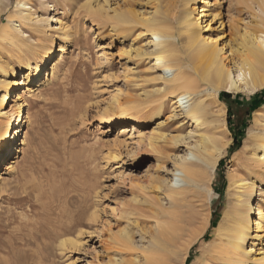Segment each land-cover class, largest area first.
Instances as JSON below:
<instances>
[{
    "label": "rangeland",
    "instance_id": "obj_1",
    "mask_svg": "<svg viewBox=\"0 0 264 264\" xmlns=\"http://www.w3.org/2000/svg\"><path fill=\"white\" fill-rule=\"evenodd\" d=\"M186 2L0 0V96L7 92L10 98L0 104V123L15 93L21 96L15 114L20 120L30 115L18 127L25 125L26 135L20 131L18 139H12L17 150L0 161V264H37L39 257L38 264H264V163L252 156L251 146H244L246 134L258 132L264 122V88L227 92L235 101L233 108L242 107L239 116L245 123L238 128L239 147L231 153L227 148L219 160L207 204L202 207L189 187L169 197L163 180L170 178L175 156L187 147L174 144L172 137L192 132L193 124L164 90L151 34L138 22L119 24L111 18L122 13L138 19L165 17L171 52L186 67V75L199 80L203 59L190 58L178 19ZM20 3L28 4L21 19L17 14L26 6ZM187 5L194 8V18L205 7L206 16L198 20L201 37L213 39L209 43L216 42L229 65L246 37L264 31V0H190ZM50 47L53 53L44 63ZM26 60L31 69L24 66ZM37 66L44 84L33 80L32 90L26 91V74ZM52 66L56 78L46 80ZM8 80L22 84L11 92ZM203 89L202 84L199 91ZM220 92L217 98L225 110V134L231 144L237 118L228 123ZM118 104L127 108V116L118 111ZM250 105L256 107L247 115ZM194 140L186 137L185 142ZM31 155L38 161L35 169L27 166ZM32 170H39L47 182L50 175L64 172L65 191L73 197L68 209L81 215L73 234L60 240L70 238L73 245L60 247L59 239L49 240L39 249L29 244L27 229L21 230L22 223L44 218L26 215L29 202L15 200L24 195L15 188L32 180ZM232 175L254 180L259 188L254 209L259 229L245 245L246 251L254 248L239 260L220 254L224 241L218 245L214 231L228 204ZM214 187H222L221 195ZM215 210L219 217L211 224Z\"/></svg>",
    "mask_w": 264,
    "mask_h": 264
},
{
    "label": "bare ground",
    "instance_id": "obj_2",
    "mask_svg": "<svg viewBox=\"0 0 264 264\" xmlns=\"http://www.w3.org/2000/svg\"><path fill=\"white\" fill-rule=\"evenodd\" d=\"M187 2L184 4L178 19H180L182 34L191 52L190 58L203 59L204 66L200 70L199 80L192 79L186 75V67L171 52L173 47V43L170 41L172 34L163 25L165 17L161 19L156 15V17L138 19L136 14L126 15L123 13L110 17L119 24H134L138 22L145 27L153 38V54L155 61L160 65L161 73L159 78L163 81L164 90L167 94L174 97L176 107L193 124V131L188 132V135L172 137L174 144L184 143L187 147L183 154L175 156L171 176L163 181L169 197L182 195L187 191L186 187H189L188 189L193 191L192 193L196 199L204 207L214 193L211 184L213 174L218 168L220 158L223 157L231 142V139L225 134V132L228 133L224 117L225 110L217 95L219 91L254 93L264 88V31L256 36L244 38L238 58L232 61V65H229L221 55V49H217L216 42L209 43L213 39L208 41V38L201 37L200 22L198 20L206 16L205 7L202 6L199 12L197 11L199 14L197 18H194L192 16L194 8L189 7ZM19 6H26L20 9V14H17L21 19L23 17L21 12L28 8V4L20 3ZM261 12L264 19V6L261 8ZM155 13L160 14L158 6H155ZM204 27H207V25H204ZM53 50L54 48H49L44 56V63L48 62ZM24 64L27 69H31L30 60H26ZM192 69L195 71L196 67L193 66ZM172 70L176 72L173 73ZM55 76L56 67L52 66L48 70L45 79L51 80ZM25 78L27 81L23 84L26 91L32 90L30 85L33 80L39 81V86L44 84L41 68L38 66L34 68L33 72H28ZM8 81L10 82L7 90L11 92L16 89L17 85L22 84L18 80ZM202 84L204 89L199 91V87ZM20 98L21 96L18 93L14 94L11 100L13 103L7 112L8 114L5 115V119L0 123V161L12 152L16 142L12 139L15 137L18 139L20 131L24 133V136L27 132L25 125L23 127L22 124V128L18 127L20 122L26 123L29 121L30 115L27 113L24 117L25 119L20 120L18 113L15 114L16 101ZM8 99L10 98L7 92L3 93L0 96V104H3ZM117 109L120 113H124L127 116V108L125 109L118 104ZM258 126L260 127L258 132L249 131L246 134L247 145L244 146H251L252 156H256L258 161L264 163V122ZM186 137H195V140L190 144L185 142ZM14 150L16 151L17 148L15 147ZM32 151L33 153L37 151L35 144ZM27 162L28 165H26L30 168H37L36 164L38 161L36 157L31 155ZM31 174L33 177L31 181L23 182L22 185L20 184V188H15V193L19 191L24 193L23 196H19L15 200H26L29 202L30 212L26 213V215L44 217L40 222L29 224L24 222L22 223L24 225L21 226V230L27 229L28 231L27 233L30 236L29 244L41 249L46 241L60 240L68 233L73 234L76 227L80 224L81 214L76 209L73 211L68 209V207L72 206H70V203L73 202V197L65 191L64 172L60 171L55 176L50 175L49 179H47L48 182L45 179L41 180L39 170H32ZM1 179L2 176L0 174ZM227 188V194L230 196L228 204L214 231L219 240L218 245L224 241V245L219 250L220 254L227 255V259L233 257L234 260H239L238 258H244V256L251 254L254 248L253 244L246 251L245 245L253 233L259 229V224L254 218L256 214L254 211L256 208V196L259 188L256 181H251L245 177L237 178L233 175L228 179ZM61 200H63L62 205H60ZM47 228L49 229L47 230ZM124 239L128 240V236L124 235ZM74 243L70 238H63L60 240L59 246L65 247ZM40 262L41 257L38 260V263Z\"/></svg>",
    "mask_w": 264,
    "mask_h": 264
},
{
    "label": "trees",
    "instance_id": "obj_3",
    "mask_svg": "<svg viewBox=\"0 0 264 264\" xmlns=\"http://www.w3.org/2000/svg\"><path fill=\"white\" fill-rule=\"evenodd\" d=\"M219 97H220V99L223 102L226 103V108H227V111L229 113L228 123L231 122V118L233 116H236V118H237L236 127H234V128L232 127L231 128L232 129L231 132L233 133L232 134L233 135V142L228 147V151H229V153H231V152L235 151L240 145V143H239L238 139H236V137H237V133L239 132L238 128L241 127V126L243 127V125L245 123L244 121H240L241 119H240V116H239V112H240V110H242V107H240V106H238V104H236L237 105V109L233 108V103L235 104V101L233 99H231V95L229 93H227V92H224V91L220 92V96ZM255 107H256V105H250L248 107L246 106L247 110H249V112H247V115H249V113H251L252 110ZM220 165H221V161H219V163H218V169H219ZM220 179L222 180L221 181V185L223 186L224 179H223V177H220ZM214 190H217L219 195H221L222 187L221 188L214 187ZM218 217H219V213L216 212V210H215L213 212V217L210 220L211 224H213L218 219Z\"/></svg>",
    "mask_w": 264,
    "mask_h": 264
}]
</instances>
